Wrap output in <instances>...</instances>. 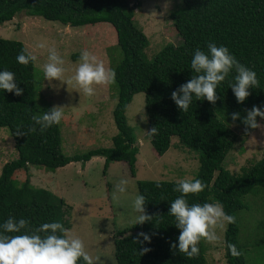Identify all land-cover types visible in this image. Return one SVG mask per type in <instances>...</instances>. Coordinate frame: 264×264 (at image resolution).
Here are the masks:
<instances>
[{
    "label": "trees",
    "instance_id": "obj_1",
    "mask_svg": "<svg viewBox=\"0 0 264 264\" xmlns=\"http://www.w3.org/2000/svg\"><path fill=\"white\" fill-rule=\"evenodd\" d=\"M182 1L183 8L170 14L180 43L166 45L148 59L145 49L149 39L135 22L138 4L131 5L132 0H0V23L11 21L20 12L72 27L108 22L116 31L121 50L119 59L114 57L111 66L118 89L112 110L118 131L112 136V146L67 155L62 149L59 124L42 133L38 126L34 132L27 131L34 124L31 117L38 115L35 110L36 66L31 62L28 65L16 62L17 53L26 48L22 41L0 36V69L13 72L17 86L23 89L19 96L0 90V127L9 129L18 153L0 172V223L12 216L25 218L29 230L52 221L65 227L62 199H53L46 190L34 189L29 178L21 186L15 183V174L19 170L29 171L31 165L57 169L73 161L84 165L92 157L102 156L105 158L104 172L112 162L124 161L131 173H135L140 146L125 112L133 95L143 92L148 127L156 128L155 133L150 132L154 152L163 155L170 148L172 137L176 136L186 148L200 153V171L194 179H200L205 187L199 193L188 194L187 202H221L225 213L235 217L233 223H227L225 231L227 264H245L238 243L237 212L245 207L243 196L255 187L264 190V153L241 174L224 167V160L237 139L226 120L243 124L241 117L247 109L264 105V0ZM208 42L227 47L238 61L254 70L258 85L250 87V95L238 104L229 88L234 75L230 73L218 84V99L214 104L194 99L183 113L172 101L171 92L191 78L192 53L198 47L206 51ZM233 112L239 113L236 120L229 115ZM175 182L137 181L138 193L145 196V212L152 220L116 232V264L205 263L202 239L198 243L199 254L191 258L170 247L179 234L173 217L168 215L170 202L179 195L173 191ZM139 233L148 234L150 242L140 243L143 237ZM229 243L235 245L238 255L229 253ZM141 248L149 250L141 254ZM78 264L84 262L81 260Z\"/></svg>",
    "mask_w": 264,
    "mask_h": 264
},
{
    "label": "rangeland",
    "instance_id": "obj_2",
    "mask_svg": "<svg viewBox=\"0 0 264 264\" xmlns=\"http://www.w3.org/2000/svg\"><path fill=\"white\" fill-rule=\"evenodd\" d=\"M132 4H138L135 22L149 39L145 49L148 59L166 45L180 43L170 14L183 8L182 0H132ZM0 36L22 41L28 51L37 56L35 110L39 115L54 105L63 106L59 126L65 154H82L93 148L112 146V136L118 131L112 112L118 95L116 83L93 85L92 96L79 93L74 81L65 83L73 76L82 50L103 61L106 68H111L114 57L119 59L121 50L110 23L72 27L20 12L11 21L0 23ZM38 43H43L44 48H37ZM49 48H55L64 61L61 81L49 82L43 78L42 66L47 62ZM125 113L137 143L141 145L135 173H131L124 161L112 162L104 172L105 158L95 156L87 164L73 161L57 169L31 165L29 171L19 170L14 176L18 186L29 178L34 189L46 190L53 199H62L65 228L82 239L90 256L98 258L94 259V264H116L114 237L119 229L135 224L136 214L130 205L138 193V180H193L200 171V153L186 148L176 136L172 137L171 146L163 155L154 152L143 92L133 95ZM226 122L237 139L223 166L234 174H241L264 153V119L257 117L258 127L249 128L248 132L244 124ZM17 156L9 129L0 127V172L6 162ZM121 178L128 180V184L126 192L120 196V203L116 204L112 200L113 186ZM242 200L245 207L237 212L238 243L245 264H264V190L255 187ZM226 227L227 222L223 228L213 229L218 236L216 241L202 239L204 264H227Z\"/></svg>",
    "mask_w": 264,
    "mask_h": 264
},
{
    "label": "clouds",
    "instance_id": "obj_3",
    "mask_svg": "<svg viewBox=\"0 0 264 264\" xmlns=\"http://www.w3.org/2000/svg\"><path fill=\"white\" fill-rule=\"evenodd\" d=\"M37 48H44L43 43H38ZM15 60L22 65L30 62L35 64L37 56L22 48L17 53ZM63 59L57 54L55 48L48 49L47 62L42 66L44 80L51 82L63 78L65 69ZM189 68L193 75L186 82L181 83L177 89L171 92V99L177 108L185 113L188 111L193 100H206L215 103L218 99L216 94L217 86L230 74L234 73L229 81V88L235 97L236 102L242 103L250 95L249 88L258 85L256 73L248 68L223 45L217 46L214 42H208L206 51L196 48L191 56ZM115 71L106 68L103 61L87 50H82L78 57V63L74 74L66 84L75 82L78 92L85 96L94 95L93 85H108L114 82ZM0 90L11 92L14 95H21L23 89L17 86L14 73L7 69H0ZM63 106H52L47 111L31 117L33 126L28 132L37 130L42 133L53 125H58L63 117ZM232 120L239 117V113L229 114ZM257 117L264 119V105H253L246 110V115L241 117L242 123L247 128H257ZM141 119H144L142 116ZM150 132L155 133L156 128L152 127ZM128 180L121 178L114 184L112 200L120 203V196L126 192ZM159 184L157 183V187ZM205 185L200 179L180 178L174 183L173 191L178 192L171 202L168 215L173 217L174 225L179 229L176 240L170 247L191 258L199 254L198 243L201 239L213 242L218 239L216 227L223 228L224 223H233L235 217L225 213L219 201L192 203L187 202L188 194H196L203 191ZM131 211L135 213V225L143 224L152 220L145 212V196L137 193L131 200ZM28 221L25 218L15 219L8 216L0 223V264H94V258L85 251L84 243L79 236L70 234V230L57 221L44 222L29 230L26 226ZM24 230L23 232L21 230ZM7 233H19L8 235ZM43 233L44 235H40ZM59 233V234H58ZM144 241L150 242L146 233H139ZM229 253L238 255L235 245H227ZM141 248L140 253L148 251Z\"/></svg>",
    "mask_w": 264,
    "mask_h": 264
},
{
    "label": "crops",
    "instance_id": "obj_4",
    "mask_svg": "<svg viewBox=\"0 0 264 264\" xmlns=\"http://www.w3.org/2000/svg\"><path fill=\"white\" fill-rule=\"evenodd\" d=\"M140 146H141V145H140ZM96 157H98V156H96ZM94 158H95V157H94ZM90 161H91V160H90ZM87 163H89V161H88ZM87 163H86V164H87ZM122 163H123V161H122ZM85 167H86V165H85ZM85 167H84V168H85Z\"/></svg>",
    "mask_w": 264,
    "mask_h": 264
}]
</instances>
